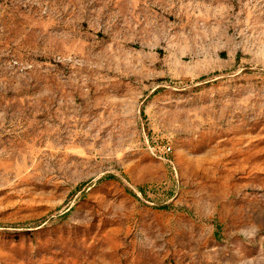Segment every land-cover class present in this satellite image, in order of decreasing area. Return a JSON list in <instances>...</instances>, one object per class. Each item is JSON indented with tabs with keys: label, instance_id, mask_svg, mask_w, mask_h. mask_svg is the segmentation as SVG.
<instances>
[{
	"label": "rangeland",
	"instance_id": "obj_1",
	"mask_svg": "<svg viewBox=\"0 0 264 264\" xmlns=\"http://www.w3.org/2000/svg\"><path fill=\"white\" fill-rule=\"evenodd\" d=\"M0 264H264V0H0Z\"/></svg>",
	"mask_w": 264,
	"mask_h": 264
}]
</instances>
